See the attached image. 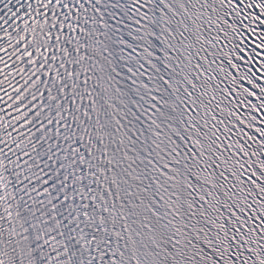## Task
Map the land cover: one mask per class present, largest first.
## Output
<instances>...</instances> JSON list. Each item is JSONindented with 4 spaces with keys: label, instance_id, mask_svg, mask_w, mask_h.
<instances>
[{
    "label": "snow or ice",
    "instance_id": "6c2138e0",
    "mask_svg": "<svg viewBox=\"0 0 264 264\" xmlns=\"http://www.w3.org/2000/svg\"><path fill=\"white\" fill-rule=\"evenodd\" d=\"M0 264H264V0H0Z\"/></svg>",
    "mask_w": 264,
    "mask_h": 264
}]
</instances>
